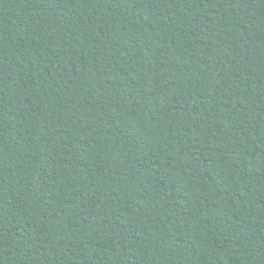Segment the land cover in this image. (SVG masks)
Returning a JSON list of instances; mask_svg holds the SVG:
<instances>
[{
    "label": "trees",
    "instance_id": "obj_1",
    "mask_svg": "<svg viewBox=\"0 0 264 264\" xmlns=\"http://www.w3.org/2000/svg\"><path fill=\"white\" fill-rule=\"evenodd\" d=\"M0 264H264V0H0Z\"/></svg>",
    "mask_w": 264,
    "mask_h": 264
}]
</instances>
